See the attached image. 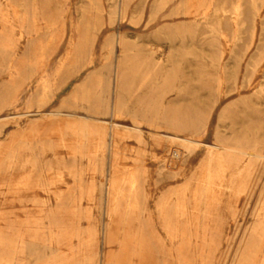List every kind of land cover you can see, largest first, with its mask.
I'll use <instances>...</instances> for the list:
<instances>
[{"label":"rangeland","instance_id":"374dc122","mask_svg":"<svg viewBox=\"0 0 264 264\" xmlns=\"http://www.w3.org/2000/svg\"><path fill=\"white\" fill-rule=\"evenodd\" d=\"M105 7L0 0V116L63 112L0 120V264H254L264 158L190 139L264 151V0Z\"/></svg>","mask_w":264,"mask_h":264},{"label":"bare ground","instance_id":"6f19581e","mask_svg":"<svg viewBox=\"0 0 264 264\" xmlns=\"http://www.w3.org/2000/svg\"><path fill=\"white\" fill-rule=\"evenodd\" d=\"M105 1H106V7L104 9L105 13H107V14L111 13L113 8H114V6L116 5V0H105ZM242 8H243V10H242ZM242 8H241V10H242V13H243L244 12V3L242 5ZM126 15H127V12L125 13V17H126ZM122 72H123V69H122ZM49 113H63V112L46 111V110L14 111V112H9V113H6V114L0 116V120H4V119H6V120H15L17 118L21 119L22 117H29L30 115H41L42 116V115H46V114H49ZM64 113H66V112H64ZM68 114H71V115H74V116H79V117L82 118L83 121H88V122H92V121H89L88 118L94 119V120H96V121H94V123L99 124L98 126H101V128H104V127L107 128L108 124L110 126L113 125L115 127H119L121 125L119 122H117L116 120H113V119L89 116L88 114H78V113H70V112H68ZM97 121H101V122L99 123ZM134 126H135L134 128L142 130V132L146 131L150 135L156 136V134L160 133L159 131H157L155 129H151V128L145 129L144 127H140V126H136V125H134ZM181 138L185 139L183 137H181ZM190 142L191 143H195V144H200V145H206V146H209V147H215V148H218V149H221V150H225V151H229V152L244 153V154L252 155V156H255V157H258V158H264V151H260L257 148L248 149L247 147H244V146H241V145L231 146V145H227V144H223V143L214 144L212 142H208V141H205V140H198V139H194V138H192V140L190 139ZM187 150H188V147H187V144L185 143V141L184 142H175V144H173V146H172V149L168 150L167 157L165 159L166 164H169V162H173L174 165H178L184 159V155H185ZM254 264H264V253L262 254L261 257H259V259H257L255 261Z\"/></svg>","mask_w":264,"mask_h":264}]
</instances>
